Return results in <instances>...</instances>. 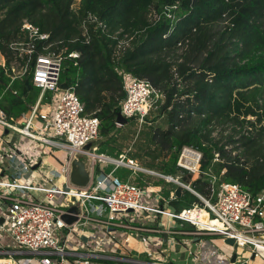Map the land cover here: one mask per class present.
I'll return each mask as SVG.
<instances>
[{
	"label": "trees",
	"instance_id": "16d2710c",
	"mask_svg": "<svg viewBox=\"0 0 264 264\" xmlns=\"http://www.w3.org/2000/svg\"><path fill=\"white\" fill-rule=\"evenodd\" d=\"M73 5L74 0H0V53L6 62L0 67V109L9 121L28 111L39 93L29 74L10 84L8 46L23 39L20 28L28 21L49 34L51 51L79 53L76 66L64 61L60 80L76 84L85 113L98 118L99 137L109 136L101 146L122 154L115 119L124 82L146 80L165 97L151 116L163 118L167 129L147 127L148 118L134 151L126 154L129 159L142 160L144 154V168L176 176L179 152L191 146L202 155L199 178L191 183L200 195H208L212 177L253 195L264 189V0H80ZM130 27L136 33L124 38ZM196 120L199 128L190 127ZM215 127L221 131L211 138ZM116 174L126 180L131 171L119 168ZM190 179L184 172L182 182ZM176 201L182 206L178 212L202 205L189 192ZM192 230L189 225L183 231Z\"/></svg>",
	"mask_w": 264,
	"mask_h": 264
},
{
	"label": "built area",
	"instance_id": "2783aa9c",
	"mask_svg": "<svg viewBox=\"0 0 264 264\" xmlns=\"http://www.w3.org/2000/svg\"><path fill=\"white\" fill-rule=\"evenodd\" d=\"M88 20L95 22L96 17L89 15ZM98 25L102 27L101 23ZM82 28L83 34L86 35L87 29L84 24ZM20 32L23 39L8 46L13 53V59L9 63L10 84L16 80L23 81L29 74L30 84L39 93L31 108L20 115L21 124L9 121L0 109V128L21 139L11 143L9 150L6 151L9 160L5 170L10 176L7 179H0V199L6 202L4 212L0 211L2 219L0 240L5 238L8 244L27 250L33 258L16 262L12 258L0 257V264H54L52 257L56 259L55 264H90L88 260L75 259L77 255L68 250L72 246L73 235H77L81 227L92 222L91 207L88 205L90 201L99 202L93 208L98 217L107 216L105 221L93 218L99 230L102 226L104 230L124 228L129 220L139 224V215L148 212L167 221L174 219L193 226L191 235L220 236L222 242L232 239L235 248L251 254L249 259L244 260L235 254L234 261L231 262L232 256L218 257L216 247L201 246L196 253L184 248L185 261L191 259L190 264H249L250 260L256 258L264 261V189L253 195L237 184L226 182L218 184L217 179L212 177L209 180L208 195H200L191 188L192 182L189 184L182 182L184 172L191 174L192 181L194 175L199 178L202 155L197 148L191 146L181 148L176 161L179 170L176 176L144 168L125 154L115 158L98 152L96 148L87 154L92 161V176L94 164L101 167L111 166V171L107 175H98L95 179L96 184L90 190L70 186L68 166L71 157L85 144L99 137L100 127L98 118L85 113L84 106L75 92L76 84H67V89L60 88V84L64 83L60 80L64 61L72 60L76 66L79 53L76 51L66 53V49L57 54L51 51L49 34L28 21H23ZM0 67L6 68L1 53ZM123 90L125 95L120 105V113L123 118L133 120L140 126L148 123L147 119L152 117L151 113L165 101L164 95L146 80L128 77ZM0 141H3L2 135ZM47 149L63 150L67 154L62 165L67 191L55 186L51 179L39 185L19 181L25 176L24 172L30 171V167L41 165ZM216 157L217 155L215 161H218ZM119 168L131 171L132 175H149L174 184L194 195L202 205H192L180 212L167 211L154 202L151 197L154 191L147 182L142 180L143 184L140 186L135 184L131 177L121 180L113 175ZM170 194V199H175L174 192ZM67 197H74L80 207L78 221L72 226H66L61 220L67 203L60 208L55 206L57 200ZM130 214L135 216L132 217ZM117 217L120 218V222L114 221ZM144 225L141 226L140 223L137 230L149 231ZM164 227L158 232H162ZM62 230H65L66 234H63V240L60 242L59 233ZM166 233L175 234L170 228ZM104 237V234L95 231L91 240L84 246L94 252L104 250L106 248ZM6 253L7 251L0 249V256ZM11 253L18 255L20 252ZM91 257L98 258L95 255Z\"/></svg>",
	"mask_w": 264,
	"mask_h": 264
},
{
	"label": "crops",
	"instance_id": "0c3cea01",
	"mask_svg": "<svg viewBox=\"0 0 264 264\" xmlns=\"http://www.w3.org/2000/svg\"><path fill=\"white\" fill-rule=\"evenodd\" d=\"M18 119L15 120L14 122H12V121L11 122L12 123H17ZM1 135L3 136V141L2 142L0 141V179H7L8 176H10V174H8L9 172H7L5 170V166L7 165V162L9 160L7 158V156H6V151L9 150V146H10L11 143L18 142L21 139L17 135H15V134H13L11 132H8V131H6L4 129L2 130V134ZM106 147H107L106 145H103V146L100 145L97 148L98 152L105 154L106 153V149H104V148H106ZM56 151L61 152L63 150H56ZM52 152H54V151H50L51 155H54V153H52ZM63 152H65V151H63ZM106 154H108V153H106ZM65 158H66V156L60 161L61 162V166L63 165V161L65 160ZM43 160H44V156H43L42 163H41L40 166H38L35 169H34L35 166L34 167H30V171L28 173L24 172L25 176L23 178L19 179L20 183L39 185L41 183H44L43 181L47 182L49 180L48 176H47L46 173H44V171L41 170V168H43ZM93 166H94V168H93L92 181H91V184L89 185L88 189H86V190H90V188H92L91 186L94 183V180L96 179V177L98 175H100V174L107 175L111 171V168H112L111 166H105V167L102 166L101 167L100 165H97V164H94ZM95 169L98 170L96 176H94V170ZM52 171L55 172V173H61V175H62V167L60 169L54 167V168H52ZM113 175L117 176L116 171L114 172ZM62 177H63V175H62ZM130 177L132 178V175ZM155 178H156L155 179L156 181H160V182H162L164 184L163 185L158 184L156 187H154L152 185H149L150 188H155L156 189L155 191H154V189H152V191H154V194L151 197L154 200V202L159 205V207L162 206L163 209H166L167 211H169L168 207L170 205L174 206L175 204H173V203L176 202V200H178L176 197H175V199H170V196H171L170 193L174 192V190L177 187L174 184L166 183L162 179H159L157 177H155ZM64 179H65V177H64ZM139 180L142 181V179H139ZM52 183L55 186H57L56 182L52 181ZM95 184H96V182H95ZM170 186H172L174 188H170ZM40 197L41 196H39V198ZM5 204H6V202L0 199V211L1 212H4ZM98 204H99V202H97V201H90L88 203L89 207H91L90 209H91L92 222L87 223L84 227H81L80 230L78 231V234L77 235H73V238L71 239V243H72L71 245L72 246L68 250L70 252H73V253H75L77 255L76 257H74L75 259L88 260V261H90V260H103V261L120 260L122 262L143 264L144 262L136 261V260H139L138 257L143 256V255H145L146 253L149 252V250H147L148 243H152V244H154L156 246V245L162 244V242L167 243L168 238L170 236H180V235L186 236L189 239H191L192 242L198 243L197 244L198 248H197L196 252L198 251L199 247H201V246L216 247L215 244L211 240H209L210 236L191 235L190 233L194 230V228H193V230L191 232H184L183 231L184 229L183 230H177V229H174V228H170V230L171 231L173 230L175 232V234L166 233V232L169 231V228H168L169 220L167 221L166 219H162L160 216L150 215V217L147 218V219L140 217L139 220H138L139 224L138 223H134V221H132V220H129L124 225L125 226L124 228H119V229L110 228V229H105L104 230L103 226H102L101 227L102 230L101 229L99 230L98 229L99 227L97 228V226H96L97 223L94 221V219L95 218H100L101 221H105V220H107V216L106 215H102L101 217H98V214L95 211H93V208L95 206H97ZM173 208H174L175 211H177L175 206ZM0 220H2V219L0 218ZM163 222H165L164 225L162 224ZM140 223H141V226H142V224H145L144 227L149 229V231H145V232H149L150 234H152L154 236L147 237L146 238L147 240L139 239V241H134V244H135L134 246H136V245L140 246L139 247L140 249L137 247L136 248V252H135V250H133V248L129 247V244L131 242L130 240H132L131 237H133V233H135L134 231H136V232L139 231L137 229H139ZM162 227H164L165 231L163 230L162 232L159 233L158 230L161 229ZM143 230H145V229H143ZM95 231L96 232L98 231V232L104 234L105 243H109V245H110V247L108 249L105 248L104 250H96V252H94L92 249H89L88 247L84 246V244L86 242L91 240V237L93 236V233L95 234ZM64 232H65V230H62L59 233L60 242H62V240H63ZM125 236H126V238H124ZM165 237H166V240H164ZM110 238H112L113 240H114V238H124V239L121 240L120 243L115 244V242L112 241ZM0 242H1L0 249L2 251H7V253H9V254L6 253L4 255H1L0 257L12 258V260H14L16 262H23L25 259H32L33 258V256L30 255L27 250L18 249L17 247H13L10 243L8 244L7 240H5V238H2L0 240ZM114 247H119L120 248L118 253H120V252H124L125 253V252L128 251V254L132 255V258H135V259L134 260H132V259L128 260V259H121V258H117V257L112 256L113 255V253H112L113 250H110V249L114 248ZM124 248H125L126 251L123 250ZM106 250H108V251H106ZM14 251H18L20 253L18 255L11 253V252H14ZM106 252L109 253V254H107ZM183 252H184V248L181 249V254L185 255V253H183ZM91 255L98 256V258H92ZM14 257H17V258L14 259ZM158 257L159 256L157 255V258ZM182 259L185 260V257L182 258ZM153 263H156V262H152V264ZM169 263L176 264V260H172ZM93 264H95V263H93ZM96 264H99V263H96Z\"/></svg>",
	"mask_w": 264,
	"mask_h": 264
},
{
	"label": "rangeland",
	"instance_id": "374dc122",
	"mask_svg": "<svg viewBox=\"0 0 264 264\" xmlns=\"http://www.w3.org/2000/svg\"><path fill=\"white\" fill-rule=\"evenodd\" d=\"M80 2V0H74V5H73V9H75L78 6V3ZM136 29L130 27L127 31L123 30L124 33V38L129 37L133 34L136 33L135 31ZM122 31H120L121 33ZM151 123L147 126V127H162L163 129H167V124L165 122V120L161 117L152 115L151 117ZM17 124H21V120L18 119ZM144 125V124H143ZM143 125H139L138 123L134 122L133 120H129L127 124L123 125V128H120V126H116L118 129H120L117 133V138L119 141L120 139L124 142V146L122 148V154H127V153H131L134 151V146H133V142L135 141L136 136L138 135L139 131L141 129H145ZM200 124L199 122L196 120L194 121L190 127L192 128H199ZM212 129V128H211ZM230 128H227L226 130V134H228L230 132L229 130ZM2 130L0 128V135L2 134ZM221 131V127H215L213 128V132L211 133L210 137L213 138H217L218 133ZM202 133H205V130H202ZM109 138V136L105 137V139L107 140ZM116 141V140H115ZM114 146L116 145V142H114L113 144ZM106 149V153H108L107 155H110L112 157H117L118 155H115L113 152H111L110 150H108V148H104ZM50 151H54L52 153H54V155H51ZM66 152H59L56 150H45L44 152V159L46 157H50V159L52 160V162L50 164L45 165L43 168H41L42 171H44V173L47 174L48 179H51L53 182H56V185L58 187H63L65 179L64 177H62L61 173H55L52 171V168L56 167L58 169H60L61 166V160L66 156ZM142 157V160H138L136 161L139 165L143 166L145 163L148 162L147 157L144 154H140ZM144 167V166H143ZM132 175V174H131ZM129 178V177H128ZM127 178V179H128ZM135 179V180H134ZM139 179L144 180L145 182H147L148 185H154V184H160L163 185L164 183L160 182V181H156L155 177L153 176H149V175H143V174H136V175H132L131 180L135 183V184H139ZM192 180L190 179L189 183H191ZM188 183V184H189ZM95 185V180L94 183L92 184L91 187H93ZM170 188H174L172 186H170ZM192 188V187H191ZM154 189V191L156 190L155 188H151ZM66 203V198L60 199L56 201L55 206L57 208L62 207V205H64ZM175 203V208L177 209V211L180 210V208H182V206L180 205V203H178L177 201L174 202ZM170 205L168 207V210L170 212H177L174 210V206ZM179 209V210H178ZM130 216H135V214H130ZM141 218H149L150 214L148 212H144L142 214H140ZM106 219V218H105ZM115 222H120V218L117 217L114 219ZM189 225L187 223H183L174 219H171L169 221L168 224V228H174L177 230H183L185 228H188ZM135 233H133V237H131L132 240H130V244L129 247L133 248V250H135L136 252V248L140 247V246H134V241H139V239H145L147 237H152L154 235L150 234L149 232H145V231H134ZM66 234V231L64 232ZM150 235V236H149ZM126 238V236L124 237ZM124 238H114V242L115 244L120 243L121 240H123ZM134 239V240H133ZM209 240H211L215 246L216 249L218 251V257L220 258H230L233 254H236L237 256H239L241 259H249L251 257V254L247 251H244L243 249H239V248H235L234 246H230L225 244L224 242H222V237L220 236H210ZM123 243V242H122ZM107 246L106 248L108 249L110 247L109 243H105ZM198 243L196 242H192L191 239H189L186 236L180 235V236H170L168 238L167 243L162 242V244L159 245H154L152 243H148L147 245V250H149L148 253H146L143 256L138 257L139 260L136 261H142L144 262L143 264H152V262H156L158 264H171L169 262H171L172 260H176V264H190V260L191 259H187L188 261L185 262V260H183L182 258L185 257V255L181 254V249L185 248V249H190L192 252H196L197 248H198ZM139 245V244H138ZM124 246V245H123ZM119 247H114L111 248L110 250H113V255L114 257L117 258H121V259H132L134 260L135 258H132V255L128 254L127 252H119ZM140 249V248H139ZM124 251L125 248L123 249ZM108 251V250H106ZM107 253V252H106ZM109 254V253H107ZM157 255L159 256L157 258ZM17 257H14V259H16ZM52 262L55 264L56 259L54 257L51 258ZM99 260H90V264H93L96 262H98ZM107 264H135V263H129V262H122L120 260H110L107 261ZM249 264H264L263 260H260L258 258L254 259V260H250Z\"/></svg>",
	"mask_w": 264,
	"mask_h": 264
},
{
	"label": "water",
	"instance_id": "95a60500",
	"mask_svg": "<svg viewBox=\"0 0 264 264\" xmlns=\"http://www.w3.org/2000/svg\"><path fill=\"white\" fill-rule=\"evenodd\" d=\"M25 84H28V81H25ZM66 83H61V89H67ZM129 120L122 117L120 109L116 112L115 123L122 127L127 124ZM106 139L103 137H98L95 140H92L81 147L80 151L76 152L70 159L68 166V183L70 186H73L80 190L88 189L92 181V161L87 155L91 150L98 148ZM38 165L34 167L37 168ZM64 191H67V187L64 185ZM185 192H188L180 187H177L174 190V196L179 199ZM67 207L65 213L61 215V220L65 223L66 226H72L78 221V216L80 215V207L74 197H67L66 199ZM131 212V211H129ZM2 222V220H0ZM84 240V239H83ZM166 240V237L165 239ZM224 243L230 246H234V241L232 239L224 240ZM235 254L232 255L231 262L234 261Z\"/></svg>",
	"mask_w": 264,
	"mask_h": 264
},
{
	"label": "bare ground",
	"instance_id": "6f19581e",
	"mask_svg": "<svg viewBox=\"0 0 264 264\" xmlns=\"http://www.w3.org/2000/svg\"><path fill=\"white\" fill-rule=\"evenodd\" d=\"M52 162V160L50 159V157H46L44 160H43V167L47 164H50ZM196 177V175H194ZM203 219H205L203 217Z\"/></svg>",
	"mask_w": 264,
	"mask_h": 264
}]
</instances>
